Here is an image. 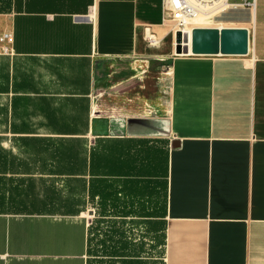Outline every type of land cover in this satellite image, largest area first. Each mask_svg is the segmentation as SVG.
I'll return each instance as SVG.
<instances>
[{
  "label": "crops",
  "instance_id": "1",
  "mask_svg": "<svg viewBox=\"0 0 264 264\" xmlns=\"http://www.w3.org/2000/svg\"><path fill=\"white\" fill-rule=\"evenodd\" d=\"M5 1L0 264H264V0L246 55L164 49L162 0Z\"/></svg>",
  "mask_w": 264,
  "mask_h": 264
},
{
  "label": "built area",
  "instance_id": "2",
  "mask_svg": "<svg viewBox=\"0 0 264 264\" xmlns=\"http://www.w3.org/2000/svg\"><path fill=\"white\" fill-rule=\"evenodd\" d=\"M258 0H162L164 26L173 23L176 37L181 32L184 41V30L189 22L201 15L218 16L232 11H246L250 19H254ZM151 29L147 28V42L154 46L155 38L150 36ZM14 33L10 30L0 32V56H12L14 50Z\"/></svg>",
  "mask_w": 264,
  "mask_h": 264
},
{
  "label": "rangeland",
  "instance_id": "3",
  "mask_svg": "<svg viewBox=\"0 0 264 264\" xmlns=\"http://www.w3.org/2000/svg\"><path fill=\"white\" fill-rule=\"evenodd\" d=\"M2 3L0 4V11L2 9H4L5 7H8V2L5 0H0ZM7 11V10H6ZM218 25H195L197 26L196 28H218V27H223V28H240V27H244V22H246L250 16L248 15V13L246 11H232V12H227L225 14L222 15H218ZM213 18L215 19L216 16H213ZM167 25H169L168 27L162 26L160 30L156 31L157 34V40L159 41V39L162 42V47L164 49L169 48V45L167 43L166 37H163V34H165V32L167 31V29L170 30V33L172 34L173 38V42L172 45H177L176 44V37L174 35L173 32V23H167ZM149 28V27H147ZM152 31V30H151ZM146 38H147V34H146ZM148 44V42H147ZM149 45V44H148ZM150 46V45H149ZM174 56V55H173ZM100 101L103 104H106L108 102L112 103L111 97H99ZM164 99L161 100H157L155 103L151 102L150 105H152V107L154 106V108H156L157 114H161V109H163L162 107L165 104V100L166 97H163ZM149 104V103H147ZM154 104V105H153ZM111 105V104H108ZM150 109V108H148ZM144 111V109H143ZM142 111V112H143ZM155 111V110H154ZM148 113V111L146 112ZM155 114V113H154ZM23 186L24 184L21 183ZM20 183H11V182H5V181H0V205L2 203V197L4 196L6 201L11 200V202H15V204L9 205L6 212H11V213H15V212H22L25 211L27 208L26 207V201L28 202L27 199L21 198L23 199V203L20 202V198L17 197V192L16 191H12L11 190H16L18 189ZM25 204V205H24ZM29 205V204H28ZM163 241L161 237L156 236L155 240L153 239V237L147 238L146 242H145V248H146V255L148 257V263L151 264H158L159 261H157L158 256H160L161 254L163 255V247H160V242ZM163 245V243H161ZM105 250L104 246H99L97 245V247H95V252L94 253H98L99 255H104V253L102 251ZM99 251V252H98ZM93 262L91 264H112V263H108L106 262L105 258L101 259V260H92Z\"/></svg>",
  "mask_w": 264,
  "mask_h": 264
},
{
  "label": "water",
  "instance_id": "4",
  "mask_svg": "<svg viewBox=\"0 0 264 264\" xmlns=\"http://www.w3.org/2000/svg\"><path fill=\"white\" fill-rule=\"evenodd\" d=\"M182 37L181 32L176 34L178 54L184 51ZM249 42L250 33L247 28H195L192 32V53L195 55H246L249 53Z\"/></svg>",
  "mask_w": 264,
  "mask_h": 264
},
{
  "label": "bare ground",
  "instance_id": "5",
  "mask_svg": "<svg viewBox=\"0 0 264 264\" xmlns=\"http://www.w3.org/2000/svg\"><path fill=\"white\" fill-rule=\"evenodd\" d=\"M251 20V19H250ZM253 23V22H252ZM255 23V22H254ZM218 25V17L213 18V15H201L198 17L193 18L189 25L184 30V41H183V48L184 51L180 55H194L192 53V32L193 29H195L197 26L195 25ZM219 29H222L223 27H218ZM179 55V54H178Z\"/></svg>",
  "mask_w": 264,
  "mask_h": 264
},
{
  "label": "trees",
  "instance_id": "6",
  "mask_svg": "<svg viewBox=\"0 0 264 264\" xmlns=\"http://www.w3.org/2000/svg\"><path fill=\"white\" fill-rule=\"evenodd\" d=\"M8 7H5L4 9H2L0 12H5L6 10H8L7 9ZM249 15V14H248ZM250 19V18H249ZM3 166H4V162H3ZM21 201L20 202H22L23 203V199H20ZM103 202H104V200H103ZM13 204H15V202H11V200H9V201H6V199H5V197L3 196L2 197V203H1V205H0V212H5V211H8L7 210V208H8V206L9 205H12V206H14Z\"/></svg>",
  "mask_w": 264,
  "mask_h": 264
}]
</instances>
